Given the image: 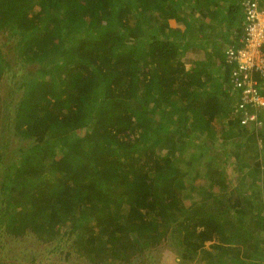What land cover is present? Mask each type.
Wrapping results in <instances>:
<instances>
[{"label":"trees","instance_id":"trees-1","mask_svg":"<svg viewBox=\"0 0 264 264\" xmlns=\"http://www.w3.org/2000/svg\"><path fill=\"white\" fill-rule=\"evenodd\" d=\"M233 1L230 12L242 11ZM187 6L191 12V0H0V33L14 37L25 68L12 124L32 139L13 159L0 143V233L41 242L69 235L88 264H148L147 253L168 238L181 260L264 258L253 237L264 231V105L262 127L241 126L231 118L225 57L223 76L184 69L186 46L168 19ZM239 19L234 47L243 12ZM10 65L0 48V76ZM208 83L218 88L213 96ZM223 119L237 130L225 151L213 130ZM191 146L194 159L184 161ZM237 175L241 184L232 186ZM250 178L256 190L243 191Z\"/></svg>","mask_w":264,"mask_h":264},{"label":"rangeland","instance_id":"rangeland-1","mask_svg":"<svg viewBox=\"0 0 264 264\" xmlns=\"http://www.w3.org/2000/svg\"><path fill=\"white\" fill-rule=\"evenodd\" d=\"M13 40L14 37H6L0 33V48L5 54L6 59L11 64L9 67H3L0 76V143L4 146L7 158L10 157L12 159L17 156L23 147L28 146L32 141L29 136L22 137L21 135L16 134L12 124V104L15 103L18 95L15 91V84L19 80L21 72L25 69L15 57L16 55L13 51L15 40L14 43ZM30 68H33V66ZM226 122L227 120L223 119L221 123H214L215 131L219 130L220 132L214 139L217 146L220 144V139H224V146H229L228 139H225V137L228 135L231 128ZM262 126L263 124H259L256 128L258 129ZM247 128L251 129L250 126ZM231 130L237 132L236 129ZM77 132L78 134L80 133V131ZM218 149L222 150L223 148ZM176 153H179V150ZM193 154L194 150L188 148L183 153H180V157L184 161L194 159ZM183 160L180 162L181 167L184 166ZM8 161L9 160L3 161V164H6ZM230 162L231 161L228 160L226 162V166H229ZM262 164L264 165V157L262 158ZM237 176L232 177V186L235 184H241V180L239 178L241 176ZM198 181L202 182L200 179ZM259 183L260 186H262L261 181ZM249 187L245 186L243 191H249L251 189V187ZM252 188H257V185L252 186ZM70 239L69 235H65L50 242H41L30 233L22 237H12L7 234L0 233V264H88V261L75 255ZM179 249V247L175 246L174 240L172 238H168V240L160 243L159 245L153 246L145 257H148V260L146 259L148 264H207V259H201L200 254L195 256L193 260H181L179 257Z\"/></svg>","mask_w":264,"mask_h":264},{"label":"crops","instance_id":"crops-1","mask_svg":"<svg viewBox=\"0 0 264 264\" xmlns=\"http://www.w3.org/2000/svg\"><path fill=\"white\" fill-rule=\"evenodd\" d=\"M229 2L231 0H202V5H198L194 0H191V12L187 6L185 13L180 18L168 19L169 27L178 29V39L180 38L181 44L186 46V49L180 54V61L185 70H191V73L194 74H201L203 71L209 72L212 78L225 74L223 50L235 42L241 21L239 18L242 15V11L233 8V11L230 12L231 4L229 5ZM232 4L238 6V1L234 0ZM189 20L191 23L185 30L186 25L184 23ZM214 90L217 91L218 88ZM214 90L208 83L205 86L206 96H213L217 93ZM213 130H215V125ZM215 132L217 137L220 132L219 130ZM199 138L202 136L199 135ZM219 143L217 148H224V151L229 148L224 146V139H220ZM191 149L195 150L192 146ZM246 184L247 186L252 184L251 178ZM252 186L250 190H252ZM253 237H255L257 248L264 251V231L259 230L253 234ZM212 242L206 241L204 247L210 249L209 244ZM252 261V264H258V262L264 264V258L261 260L253 259Z\"/></svg>","mask_w":264,"mask_h":264},{"label":"built area","instance_id":"built-area-1","mask_svg":"<svg viewBox=\"0 0 264 264\" xmlns=\"http://www.w3.org/2000/svg\"><path fill=\"white\" fill-rule=\"evenodd\" d=\"M241 0L244 26L236 47L228 45L223 53L231 64L230 92L234 97L231 118L244 127L261 124L258 114L264 105L260 93L264 83V2ZM257 76V77H256Z\"/></svg>","mask_w":264,"mask_h":264}]
</instances>
